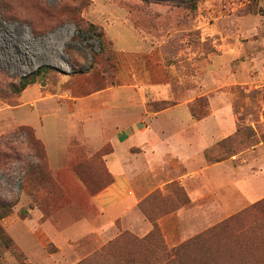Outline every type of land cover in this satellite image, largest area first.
<instances>
[{
  "label": "rangeland",
  "instance_id": "1",
  "mask_svg": "<svg viewBox=\"0 0 264 264\" xmlns=\"http://www.w3.org/2000/svg\"><path fill=\"white\" fill-rule=\"evenodd\" d=\"M21 79L32 83L22 89ZM179 103L196 120L214 112L229 124L234 114V132L203 152L205 164L242 152L263 159L259 0H0V264H264V233L229 226L223 212L237 201L222 196L168 226L177 246L200 244L167 247L158 222L187 203L178 181L186 169L172 161L152 170L144 158L137 182L147 196L108 238L93 232L92 197L113 181L105 157L119 119ZM99 120L102 142L104 130L91 136ZM263 201L234 205L232 216ZM199 217L210 220L200 233L179 236ZM84 221L93 226L66 235Z\"/></svg>",
  "mask_w": 264,
  "mask_h": 264
},
{
  "label": "crops",
  "instance_id": "2",
  "mask_svg": "<svg viewBox=\"0 0 264 264\" xmlns=\"http://www.w3.org/2000/svg\"><path fill=\"white\" fill-rule=\"evenodd\" d=\"M264 7V0H259ZM186 104L179 103L171 108L153 113L138 122V118L124 120L125 123L115 125L120 129L119 135L112 141L113 149L105 157V163L109 169L113 181L103 190L92 197V201L99 211L100 223L94 227L93 232L102 234V239L108 238L106 234L118 219L128 213L133 214L141 200L147 196L149 186H139L137 180L141 173V162L146 159L147 169L157 170L164 167L168 161L182 164L186 171L179 178V184L183 187L187 203L180 209L163 216L158 225L162 233L167 234L169 239L167 247L172 249H187L200 244L203 240L198 236L177 246L176 236L170 237L168 226L176 223H185L188 213L195 214L204 211L207 204L217 201L219 196L227 202L236 200V204L227 205L223 214L232 217L234 205L242 207L258 202L264 197V157L262 160L248 161L249 152L233 155L229 160L212 164H205L203 152L211 149L219 139L231 135L234 132V114L229 109V124L224 116L211 112L201 120H196L189 114ZM98 125L97 133H91L96 140L98 132H103L102 140L105 139L106 128L102 120ZM113 122V123H114ZM192 163V164H191ZM194 169V170H192ZM192 170V171H191ZM213 173L220 174L214 176ZM168 182H164L163 186ZM192 186V187H191ZM191 187V188H190ZM162 196L168 194L162 188ZM221 193V194H219ZM234 197V198H233ZM199 214V213H198ZM229 217V218H230ZM210 220H201L190 226L179 236L190 238L192 234L202 231ZM92 227L86 221L72 227L67 231L68 235L79 236ZM133 228L136 229L135 225ZM212 227L206 231V236L211 238ZM110 230V229H109ZM203 234V233H202ZM177 246V247H175Z\"/></svg>",
  "mask_w": 264,
  "mask_h": 264
},
{
  "label": "trees",
  "instance_id": "3",
  "mask_svg": "<svg viewBox=\"0 0 264 264\" xmlns=\"http://www.w3.org/2000/svg\"><path fill=\"white\" fill-rule=\"evenodd\" d=\"M90 29H93L90 26ZM32 82H26L25 79L20 80V87L24 89L28 84ZM258 216V218H257ZM247 217H251L250 219ZM247 221H245V219ZM229 226L236 227L240 224L241 232L252 233L254 236H263L264 233V201L262 203H257L252 205L248 210L244 211L241 215L237 214L228 219ZM247 225V226H246ZM227 226V223H221V225L213 228L210 232L212 235L222 232V230ZM264 240V239H263ZM253 243V242H252Z\"/></svg>",
  "mask_w": 264,
  "mask_h": 264
}]
</instances>
